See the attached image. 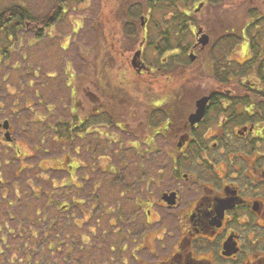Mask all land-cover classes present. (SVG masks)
Returning a JSON list of instances; mask_svg holds the SVG:
<instances>
[{"label":"flooded vegetation","instance_id":"af4514ba","mask_svg":"<svg viewBox=\"0 0 264 264\" xmlns=\"http://www.w3.org/2000/svg\"><path fill=\"white\" fill-rule=\"evenodd\" d=\"M231 2L242 7L241 16L229 34L224 31L213 42L228 48L220 57L212 56L215 81L209 91L189 95L198 85L195 69L203 63L201 53L211 44L208 34L206 45L198 42L204 30L190 20V12L204 9L206 0H156L157 5H180L193 42L160 48L157 31L149 29V15H143L142 21L137 19L138 47L110 49L129 65L133 79L121 69L109 73L108 80L99 78L98 93L90 91L89 138L95 148L89 149L102 146L151 156L154 187L149 193L120 190L109 197L123 201L117 214L125 234L119 246L123 264L131 259L135 264H264V0ZM133 21L124 20L126 38L137 36ZM202 97V115L190 120ZM11 111L0 117V137L8 147L15 141ZM122 164L107 166L115 175ZM104 206L110 214L117 210L112 201ZM165 233L169 236L164 240ZM154 239L161 244L158 253ZM130 243L134 252H125Z\"/></svg>","mask_w":264,"mask_h":264},{"label":"rangeland","instance_id":"374dc122","mask_svg":"<svg viewBox=\"0 0 264 264\" xmlns=\"http://www.w3.org/2000/svg\"><path fill=\"white\" fill-rule=\"evenodd\" d=\"M53 1L0 0V11L20 3L44 15L50 8L48 2L52 4ZM64 1L59 20L45 29L41 38L34 36L37 27L29 21L18 26L10 21L6 29H0V117L14 111L12 131L15 138L12 147H8L7 142L0 137V172L3 175L0 176L3 180V183L0 182V244L3 237L6 243L9 242L7 248L15 245L19 240L16 229H26L24 223L29 221L31 228L37 230L33 238L30 236L26 239L27 252L33 257L30 264H123L119 246L125 234L117 217L119 210L124 209L123 201L118 197L115 200L109 197L112 193L117 196L120 190H126V194L149 193L154 187L149 178L152 171L149 167L151 156L144 152L139 155L131 150L126 152L115 148L114 151L102 146L95 150L89 149L90 146L95 148L89 138L93 137L90 136L89 128L90 91L98 93L99 86H102L99 78L104 76L108 80L109 73L118 74L121 69L124 72L126 70L127 76L133 79L129 65L119 60V56L112 55L110 49L120 48V45L132 50L138 47L140 30L137 19L147 14L146 9H143L146 2L131 0L129 4L135 5L126 6V2L123 3L125 0ZM200 1L203 3L205 0ZM217 5L219 3L213 7L215 5L211 6L206 0L204 9L195 13L191 8L190 20L203 28L204 33L210 36L211 44L205 47L206 52L201 53L205 66L200 63L195 69L198 85L189 89V95L209 91L212 87L215 81L210 69L212 56L220 57L228 48L223 46L226 49L222 50L213 46V42L220 33H229L241 16L239 12L242 7L240 10L235 8L231 0H224L221 5ZM161 6L164 12L161 11L160 16L166 14L165 17L172 18V6ZM138 8L142 9L140 15ZM177 9L181 10L180 5L174 6V10ZM126 18L134 20L133 26L138 31L136 37L132 35L126 38L122 34L126 32L123 25ZM149 18L152 23L156 17ZM149 29L155 32L153 24H150ZM186 40L188 43L193 42L192 30ZM185 94L188 96L186 91ZM131 96L134 100V91ZM111 107L113 111L117 110L114 105ZM71 121L78 122L66 125ZM80 122L85 124L84 129L77 128ZM72 127L75 128L73 134L67 136L65 128ZM100 143L107 144L106 140ZM119 160L126 164L119 168L120 174L113 175L108 170L105 172L107 165L118 164ZM140 161L146 163L144 168L137 166ZM68 165L79 167L74 170ZM56 168L62 170H54ZM52 181L59 187L54 195L56 202L59 205L72 203L74 210L46 207L43 204L45 193L53 189ZM70 181H73L75 188L70 185ZM29 188L34 190L33 195L39 191L45 193H40L35 200ZM127 198L132 206L129 201L131 197ZM110 201L117 205V210L111 214L109 209H102L107 208L104 204L108 205ZM18 220L23 225L17 226ZM168 236L165 233L163 239ZM136 237L140 239V236ZM154 240L157 248L153 251L158 253L161 244ZM70 245L73 246L71 253H75L68 256L70 249L66 248ZM1 246L0 253L5 254L7 248ZM48 247L53 249L50 256L45 255L49 251ZM133 247L134 243H130L125 252H134ZM22 262L23 255L20 263L14 259L12 264H24ZM127 263L135 264L133 259ZM0 264L11 263H4L0 259Z\"/></svg>","mask_w":264,"mask_h":264},{"label":"trees","instance_id":"16d2710c","mask_svg":"<svg viewBox=\"0 0 264 264\" xmlns=\"http://www.w3.org/2000/svg\"><path fill=\"white\" fill-rule=\"evenodd\" d=\"M155 1L156 0H145L144 2H146V3H144L145 6L143 9H146V13L149 15V17H151V16L156 17V18H154L155 20H154V23L152 22V24H153V28L155 29V31H157L158 42H159V45L161 46L160 48H164V49L170 48L171 49L174 46L186 44L188 42V40H186V38L189 37V30H187V28H186L187 23L185 21V15L183 13V9L181 8V10H178V9L174 10V6L171 7V8H173L174 13L171 16L172 18H167V17H165L166 14L164 16L163 15L160 16L161 11L164 12L163 11L164 8L161 5L155 4ZM207 1L209 2V4H211V6L215 5L213 7H216L217 2H219L220 0H207ZM221 1H224V0H221ZM63 2H65V1L64 0H54L52 4L50 2H48L49 3L48 7H50V8H49L48 12L46 11V13L44 15L43 14L40 15L36 12H33L28 6H25V4H20V3H17V5L13 4V5H11L10 13L8 12L9 9L0 11V29H6L7 24H9L11 19H13L12 18V16H13L15 19V22H16V26L23 24L26 21L27 22L29 21V23L35 25L37 28L35 30L34 36L41 38L43 36L44 30L47 29L48 27L52 26L55 23V21L59 20V18H60L59 12L62 9V6L64 4ZM137 11L139 12V13L137 12L138 15H140L142 13L141 8H138ZM138 15H137V17H138ZM129 16H132V15H129ZM159 16L161 18H159ZM133 17H136V16L133 15ZM13 27H15V26H13ZM229 33H227V34H229ZM76 122H78V121H71V122L67 123L66 125H70V123L72 125H75ZM84 125L80 122V125L77 128H79V129H82L83 127L85 128ZM73 127L69 128V129L65 128L64 133H66L67 136H71V134H73V131L75 130V128H73ZM6 167H7V165H6ZM68 167H70L71 169L74 168V170H77L79 165H78V167H73V166L68 165ZM54 170H62V169L56 168ZM107 170H108V172H110L112 169H110V167L108 168V166H107V169L105 170V172H107ZM1 175L2 174L0 172V176ZM14 176H15V173H14ZM0 182L3 183L1 180H0ZM70 182H71L70 185L73 186V188H75L74 183H72L73 181H70ZM51 184H52L51 187L53 188V189H51L52 190L51 192L45 193V192L39 191L33 195L32 193H34V190L31 191L29 188L30 194L34 197L35 200H37V198H39L40 193H45L46 195L44 197L45 199H44L43 204H45L46 207L47 206L48 207L53 206L54 208L58 207V209L61 207H64L63 210H67V209L69 210L71 208L73 209L74 205L72 203L67 202L66 204L63 203V205H59L56 202L57 198L55 199L54 195L56 194V190L59 187H56L54 185L53 181ZM79 187H81V186L79 185ZM24 207H26V205H24ZM77 208H78V206H77ZM78 209L81 211L80 208H78ZM36 211H37V209H36ZM23 212H26V211H23ZM23 216H25V215H23ZM25 218H27V217H25ZM18 221H19V224H17V226L23 225V222L21 220H18ZM30 221L34 222L32 219H30ZM27 222L29 223V221H27ZM28 223H24L27 225L26 229H19V228L16 229L15 233H16L19 240H17L15 245L12 244V246L7 248V246L9 245V242L6 243V241H4V239H3V237H1V241H2V243L0 244V245H2L1 247L3 249L7 248V252L5 254L0 253V259H1V261L3 260L4 263L9 262L12 264L14 262V259L16 260V262L20 263V258H22V255H23V262L22 263H24V264H30L31 263V260L33 257L31 256L32 254L30 252H27L28 248L26 247L27 246L26 245V243H27L26 239H29L30 236L33 238L32 235H34L35 231H37V230L35 228L32 229L31 228L32 226L29 225L30 223L29 224ZM51 223H53V222H51ZM8 233H11V231L8 230ZM43 238H44V236H43ZM15 239H17V238H15ZM72 248H73V246H71V245H70V247L66 248V250L70 249L69 253H67L68 256H70V254L75 253V252L71 253ZM48 250H49L48 253H45V255L50 256L53 249L48 247ZM15 251H17V252H15ZM32 252H34V251H32ZM18 253H21L22 255H18ZM38 260H36L37 263L39 262Z\"/></svg>","mask_w":264,"mask_h":264},{"label":"water","instance_id":"95a60500","mask_svg":"<svg viewBox=\"0 0 264 264\" xmlns=\"http://www.w3.org/2000/svg\"><path fill=\"white\" fill-rule=\"evenodd\" d=\"M140 19L142 21L143 18L141 17ZM208 41H209L208 35L205 33L201 34V36L198 37V42L202 45H206L208 43ZM191 58H192V56H191ZM205 100H206V97H202L196 102L197 109H196L195 113L191 115L190 120L192 119L193 116L195 118H197V117H200L202 115L203 108H204V105L206 102ZM4 128H6V126H4Z\"/></svg>","mask_w":264,"mask_h":264}]
</instances>
